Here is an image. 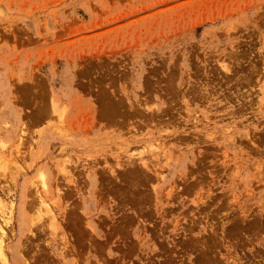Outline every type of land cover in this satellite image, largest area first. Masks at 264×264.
<instances>
[{"label":"rangeland","instance_id":"374dc122","mask_svg":"<svg viewBox=\"0 0 264 264\" xmlns=\"http://www.w3.org/2000/svg\"><path fill=\"white\" fill-rule=\"evenodd\" d=\"M263 104L264 0H0V264H264Z\"/></svg>","mask_w":264,"mask_h":264},{"label":"bare ground","instance_id":"6f19581e","mask_svg":"<svg viewBox=\"0 0 264 264\" xmlns=\"http://www.w3.org/2000/svg\"><path fill=\"white\" fill-rule=\"evenodd\" d=\"M224 70V69H223ZM264 105V104H263ZM52 109V108H51ZM232 110V109H231ZM52 111H55V109H52ZM50 112V111H49ZM52 113H54V112H52ZM51 113V114H52ZM56 113V112H55ZM63 113V112H62ZM57 114H58V111H57ZM56 114V115H57ZM54 115V114H53ZM61 115V114H60ZM58 122V121H57ZM145 127V126H144ZM254 133V132H253ZM24 134V133H23ZM214 136V135H213ZM193 138H194V136H193ZM19 139H20V137H19ZM21 141V140H20ZM20 143V142H19ZM22 143V142H21ZM25 143V142H24ZM19 146V145H18ZM144 146H146V145H144ZM143 146V147H144ZM201 146V145H200ZM149 147V146H148ZM152 147V145H150V147L149 148H151ZM145 148V147H144ZM147 148V147H146ZM148 149V148H147ZM161 150V149H160ZM222 150V149H221ZM152 152V151H151ZM155 152H157V151H155ZM160 152H162V150L160 151ZM217 152V151H216ZM157 154H159V153H157ZM151 155H152V157H153V155H155V154H153V152L151 153ZM142 157V156H141ZM140 157V158H141ZM144 157V156H143ZM142 157V158H143ZM139 158V157H138ZM149 160V159H148ZM140 163H142V165H146V163H145V161L144 160H141L140 159ZM1 164V163H0ZM7 165V164H6ZM59 165V164H58ZM63 165H65V164H63ZM62 165V166H63ZM62 166L60 167V168H62ZM68 165H66V167H67ZM4 168V167H3ZM60 168H58V171L59 172H64L62 169V171L60 170ZM63 168H65V166L63 167ZM149 168V167H148ZM147 168V169H148ZM66 170H67V168H65ZM5 170V169H4ZM66 170H65V172H66ZM145 170H146V168H145ZM1 171V170H0ZM210 171V170H209ZM65 172L62 174L63 176L62 177H65L64 175H65ZM68 173H69V171H67ZM153 172V171H152ZM68 173H66V175L68 174ZM159 173V172H158ZM158 173H156V174H158ZM155 174V173H154ZM38 175V176H37ZM36 177H37V179H36V181L38 180L40 183H38V182H36L37 183V185H41L40 186V188H41V190H44V191H46V188L48 187V185H47V187L45 188V183H44V181H45V176H44V174L43 173H41V171H39L38 172V174H36ZM33 181H34V179H33ZM33 181H32V184H33ZM30 182V181H29ZM48 184V183H47ZM54 184V183H53ZM258 184V183H257ZM28 185H29V183H28ZM73 185V184H72ZM30 186H31V184H30ZM29 186V187H30ZM32 186H35L34 184L32 185ZM55 187V186H54ZM31 188V187H30ZM29 188V189H30ZM33 188V187H32ZM31 188V189H32ZM35 188H37L36 186H35ZM35 188H33V190L35 189ZM39 188V187H38ZM37 188V189H38ZM37 189H35L33 192L35 193V195H33V196H35V197H33L32 198V200L33 199H35V201L34 202H31L29 205H30V213H29V216L27 217L28 219H29V222H30V224H34V223H36V222H38V221H42V217L44 216V215H47L48 216V218L46 219V222H44L43 224H45L46 226H48V228H50V229H52L53 231H56L55 229H57V223H56V219H57V214H58V211H55V206L56 205H54L55 204V202H53V205H51L52 204V202H51V204H49L48 205V201L47 200H44L43 198H42V195L39 193V192H41V190L39 191V190H37ZM39 191V192H38ZM44 191H43V193H44ZM60 191V190H59ZM57 192H58V190H57ZM31 193V192H30ZM46 193V192H45ZM59 194V193H58ZM44 195H47V193L46 194H44ZM46 197V196H45ZM44 197V198H45ZM235 197V196H234ZM8 198V197H7ZM47 198V197H46ZM228 199V198H227ZM9 200V199H8ZM13 201V200H12ZM47 201V202H46ZM50 201V200H49ZM2 202V201H1ZM8 204H9V202H7ZM7 203H5V205H7ZM12 203V202H11ZM50 203V202H49ZM3 204V203H2ZM1 205V204H0ZM51 205V207H49ZM8 206V205H7ZM3 207H4V205H3ZM5 208V207H4ZM3 208V209H4ZM6 209L7 208H5V210L4 211H6ZM64 209H66V208H64ZM3 211V212H4ZM29 211V210H28ZM64 211V210H63ZM56 212H57V214H56ZM2 213V212H1ZM2 214H4V213H2ZM61 214V213H60ZM4 215H1L0 214V261H3L4 262V247H5V241L7 240L8 241V231L10 230H8V228L5 226L6 224H7V222H6V220H4ZM44 219V218H43ZM59 219V218H58ZM44 221V220H43ZM42 221V222H43ZM29 224V223H28ZM27 224V225H28ZM42 224V225H43ZM10 226V225H9ZM32 226V225H31ZM39 226H41V225H39ZM6 227V228H5ZM29 228V227H28ZM38 229H39V227H38ZM31 231V229L29 228V230H28V232H30ZM47 231V230H46ZM57 232V231H56ZM55 232V233H56ZM55 235V234H54ZM64 239V238H63ZM6 241V242H7ZM67 242V241H66ZM10 243V242H9ZM22 248V247H21ZM26 248V247H25ZM60 250V249H59ZM37 251V250H36ZM2 262V263H3ZM6 263V262H5Z\"/></svg>","mask_w":264,"mask_h":264}]
</instances>
